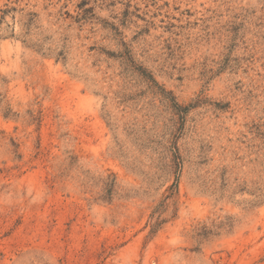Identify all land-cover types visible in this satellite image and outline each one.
<instances>
[{"label": "rangeland", "instance_id": "rangeland-1", "mask_svg": "<svg viewBox=\"0 0 264 264\" xmlns=\"http://www.w3.org/2000/svg\"><path fill=\"white\" fill-rule=\"evenodd\" d=\"M0 264H264V0H0Z\"/></svg>", "mask_w": 264, "mask_h": 264}]
</instances>
